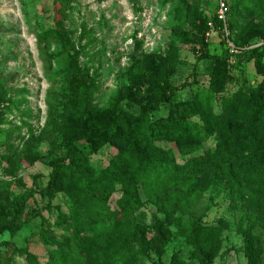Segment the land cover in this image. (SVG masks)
Returning <instances> with one entry per match:
<instances>
[{"label":"rangeland","instance_id":"rangeland-1","mask_svg":"<svg viewBox=\"0 0 264 264\" xmlns=\"http://www.w3.org/2000/svg\"><path fill=\"white\" fill-rule=\"evenodd\" d=\"M257 1L261 3L256 7L242 3L238 8L239 24L244 26L245 20L250 27L244 36L247 49L264 46V0ZM188 7L196 8L209 22H214L216 0H0V94L7 107L2 138L7 140L8 153L0 169V199L11 192L33 191L24 204L29 222L15 235H0V264H29L25 251L46 264L50 251L58 246L42 241L43 227L58 241L71 233L68 226L54 225L59 213L69 211L66 196L58 194L50 200L41 194L49 181L51 162L66 155L70 134L64 118L72 99L68 83L95 111L111 107L119 97L122 106L136 115L151 105L154 118L167 117L171 108V103L156 105L161 74L175 89L173 102L198 101L207 94L215 60L202 58L201 54L205 51L210 56H222L228 47L220 27L214 24L212 29L209 23L204 44L181 40L176 30L192 29L179 17V12ZM231 18L228 14V22ZM175 53L178 60L174 70L164 74V65L175 59ZM227 68V94L243 88L249 95L264 80V74L246 56L229 60ZM221 98L214 104L205 99L200 105L215 122L216 129L204 149L194 156L203 157L214 150L229 126L235 109L224 105ZM74 103L77 104L73 98ZM104 131L103 126L99 127L100 134ZM76 144L85 150L97 170L108 166L117 154L109 144L96 153L84 140ZM158 145L176 147L172 142ZM178 160L184 158L178 156ZM120 196L117 191L111 197L113 209ZM141 198L143 205L132 217L135 223L151 225L155 215L163 218L143 193ZM231 202L226 188L212 186L191 209L192 215L203 223L223 228L222 249L212 264L248 263L246 239L239 229L242 212L239 207L233 209ZM155 234L151 225L150 237ZM255 234L262 244L264 264V228L258 227ZM153 241L158 243V239ZM192 249L184 238L174 236L161 259L149 254L135 261L169 264L172 255L179 253L186 264H199L191 259Z\"/></svg>","mask_w":264,"mask_h":264},{"label":"trees","instance_id":"trees-1","mask_svg":"<svg viewBox=\"0 0 264 264\" xmlns=\"http://www.w3.org/2000/svg\"><path fill=\"white\" fill-rule=\"evenodd\" d=\"M242 3L256 7L261 1L230 0L229 29L232 41L240 50L235 60L246 56L264 74V46L254 49L244 46V36L250 27L245 20L244 26L238 22ZM184 11L179 12V17L192 29L186 31L180 27L176 35L186 43L204 44L210 20L194 7ZM213 21L216 27H221L216 17ZM201 57L213 58L215 64L207 94L198 101L173 102L175 89L162 74L158 78L156 105L171 103L164 118L152 117L151 105L136 115L122 106L119 97L111 107L95 111L78 96L74 85L72 89V83H68L72 99L64 118L70 134L66 155L51 162L49 181L41 194L50 200L58 194L66 196L69 211L59 213L54 225L68 226L71 233L58 241L43 227L42 241L58 246L50 251L46 264H136V258L149 254L161 259L174 236L184 238L192 246V260L212 264L222 249L223 228L203 223L191 212L212 186L226 188L232 197L231 207H239L242 212L239 229L246 239L247 264H263V248L255 231L264 228V80L249 95L243 88L227 94L230 80L227 63L232 58L229 49L222 56H210L203 51ZM177 60L175 53V59L164 65V74L174 70ZM88 90L87 86L84 93ZM219 96L235 112L215 149L203 157L194 156L204 149L216 129L215 122L200 105L205 99L214 104ZM73 98L77 104H73ZM0 102L6 104L1 94ZM6 109L0 114V133ZM101 126L105 129L103 134L98 132ZM80 140L88 142L93 153L109 144L117 154L108 166L97 170L85 150L76 144ZM6 141L0 144V169L8 158ZM158 142H172L176 147L164 148ZM178 156L184 160L180 162ZM117 191L121 196L113 209L110 200ZM32 192H11L0 199V235L6 232L15 235L29 222L24 204ZM142 193L163 214V218L154 216L151 225L156 234L152 237L151 225L135 223L132 219L143 205ZM153 239H158V243ZM25 254L29 264H41L33 253L25 251ZM0 257H3L1 245ZM169 264L186 263L179 253H174Z\"/></svg>","mask_w":264,"mask_h":264},{"label":"built area","instance_id":"built-area-1","mask_svg":"<svg viewBox=\"0 0 264 264\" xmlns=\"http://www.w3.org/2000/svg\"><path fill=\"white\" fill-rule=\"evenodd\" d=\"M216 18L222 24L220 30L222 31L223 39L232 55L231 60L235 59V55L240 51L231 39V32L228 23V14L230 10V0H216ZM209 26L213 29L214 23L209 22ZM264 44V40L262 42ZM6 104L0 102V114L5 110ZM3 142L2 133H0V144Z\"/></svg>","mask_w":264,"mask_h":264}]
</instances>
